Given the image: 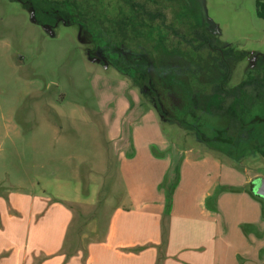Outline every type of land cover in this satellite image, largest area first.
Instances as JSON below:
<instances>
[{"label": "rangeland", "instance_id": "rangeland-1", "mask_svg": "<svg viewBox=\"0 0 264 264\" xmlns=\"http://www.w3.org/2000/svg\"><path fill=\"white\" fill-rule=\"evenodd\" d=\"M257 2L202 0L217 38L237 54L231 86L264 60V19L258 16ZM39 20L29 3L0 0V187L35 189L55 196L66 208L77 197L95 201L93 206L82 205L80 225L83 234L91 228L98 233L126 197L110 138L142 107L155 114L171 150L213 153L227 165L264 178L259 153L241 143L230 153L203 143L167 121L130 79L98 57L91 58V39L77 26L43 25ZM241 140L256 143L252 135ZM96 214L98 223L91 222Z\"/></svg>", "mask_w": 264, "mask_h": 264}, {"label": "crops", "instance_id": "crops-1", "mask_svg": "<svg viewBox=\"0 0 264 264\" xmlns=\"http://www.w3.org/2000/svg\"><path fill=\"white\" fill-rule=\"evenodd\" d=\"M143 108L110 138L126 197L98 233L80 225L82 205L95 201L77 197L66 208L35 189L0 187V264H264V205L249 190L260 175L213 153L171 150Z\"/></svg>", "mask_w": 264, "mask_h": 264}, {"label": "trees", "instance_id": "trees-1", "mask_svg": "<svg viewBox=\"0 0 264 264\" xmlns=\"http://www.w3.org/2000/svg\"><path fill=\"white\" fill-rule=\"evenodd\" d=\"M22 1L43 25L62 22L88 35L94 47L89 56L130 79L167 121L221 152L241 143L264 157V60L231 86L234 50L216 37L202 0ZM257 5L264 19V2ZM250 135L253 146L241 140ZM175 175L165 184L168 204L179 166Z\"/></svg>", "mask_w": 264, "mask_h": 264}, {"label": "water", "instance_id": "water-1", "mask_svg": "<svg viewBox=\"0 0 264 264\" xmlns=\"http://www.w3.org/2000/svg\"><path fill=\"white\" fill-rule=\"evenodd\" d=\"M252 192L264 201V178H256L252 181Z\"/></svg>", "mask_w": 264, "mask_h": 264}, {"label": "flooded vegetation", "instance_id": "flooded-vegetation-1", "mask_svg": "<svg viewBox=\"0 0 264 264\" xmlns=\"http://www.w3.org/2000/svg\"><path fill=\"white\" fill-rule=\"evenodd\" d=\"M58 23H62V22H58ZM58 23H57V24H58ZM63 24H64V23H63ZM64 25H65V24H64ZM66 26H67V25H66ZM215 35H216V31H215ZM216 37H217V36H216ZM227 46H228V45H227ZM228 47H229V46H228ZM233 54H234V58H236V55H237V54L235 53V51H234ZM235 60H236V59H235ZM245 74H246V73H245ZM243 77H244V76H243ZM241 81H242V80H241Z\"/></svg>", "mask_w": 264, "mask_h": 264}]
</instances>
